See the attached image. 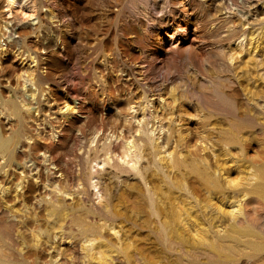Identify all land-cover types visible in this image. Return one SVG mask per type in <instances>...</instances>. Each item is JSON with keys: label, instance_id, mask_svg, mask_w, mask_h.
I'll return each instance as SVG.
<instances>
[{"label": "rangeland", "instance_id": "obj_1", "mask_svg": "<svg viewBox=\"0 0 264 264\" xmlns=\"http://www.w3.org/2000/svg\"><path fill=\"white\" fill-rule=\"evenodd\" d=\"M14 1L0 264H264V0Z\"/></svg>", "mask_w": 264, "mask_h": 264}, {"label": "bare ground", "instance_id": "obj_2", "mask_svg": "<svg viewBox=\"0 0 264 264\" xmlns=\"http://www.w3.org/2000/svg\"><path fill=\"white\" fill-rule=\"evenodd\" d=\"M22 2H25L24 0H21ZM213 1V0H212ZM9 2L10 3H14L15 1L14 0H9ZM20 3V1L18 2V4ZM26 3V2H25ZM22 8H23V6H22V4H20L19 5V7L17 8L18 9V11H20V13H21V17H24V16H26V14L23 12V10H22ZM191 22V21H190ZM193 22V21H192ZM196 22V21H195ZM180 27V26H179ZM12 32H15L14 30H12ZM17 33V32H16ZM197 33V32H196ZM22 35V34H21ZM8 44V43H7ZM22 46V45H21ZM197 49V48H196ZM124 157H121V160L123 161L124 159H123ZM110 160H112L113 162H114V159L113 158H111V157H107V158H104V160H101V161H99V162H96V164L97 165H99V164H109V161ZM93 167V166H92ZM92 186H94V187H97V182H92V184H91Z\"/></svg>", "mask_w": 264, "mask_h": 264}]
</instances>
